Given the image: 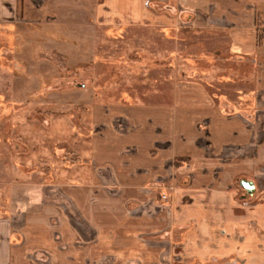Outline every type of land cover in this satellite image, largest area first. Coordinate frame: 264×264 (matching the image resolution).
<instances>
[{
  "label": "crops",
  "instance_id": "1",
  "mask_svg": "<svg viewBox=\"0 0 264 264\" xmlns=\"http://www.w3.org/2000/svg\"><path fill=\"white\" fill-rule=\"evenodd\" d=\"M31 2L40 18L86 11L81 23L99 5L0 0V18ZM162 2L209 34L219 65L160 103L94 105L85 157L26 201L1 185L0 264H264V0Z\"/></svg>",
  "mask_w": 264,
  "mask_h": 264
},
{
  "label": "rangeland",
  "instance_id": "2",
  "mask_svg": "<svg viewBox=\"0 0 264 264\" xmlns=\"http://www.w3.org/2000/svg\"><path fill=\"white\" fill-rule=\"evenodd\" d=\"M88 1L99 5L86 23L79 10L40 18L32 2L21 18H0V187L25 201L85 157L73 152L88 147L94 105L160 103L198 66L219 65L209 34L176 23L162 0Z\"/></svg>",
  "mask_w": 264,
  "mask_h": 264
},
{
  "label": "water",
  "instance_id": "3",
  "mask_svg": "<svg viewBox=\"0 0 264 264\" xmlns=\"http://www.w3.org/2000/svg\"><path fill=\"white\" fill-rule=\"evenodd\" d=\"M245 186H246L247 188H250V187H251V184H250V183H246Z\"/></svg>",
  "mask_w": 264,
  "mask_h": 264
}]
</instances>
